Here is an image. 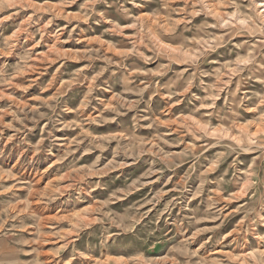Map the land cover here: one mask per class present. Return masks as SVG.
Returning <instances> with one entry per match:
<instances>
[{
    "label": "rangeland",
    "instance_id": "1",
    "mask_svg": "<svg viewBox=\"0 0 264 264\" xmlns=\"http://www.w3.org/2000/svg\"><path fill=\"white\" fill-rule=\"evenodd\" d=\"M0 264H264V0H0Z\"/></svg>",
    "mask_w": 264,
    "mask_h": 264
}]
</instances>
